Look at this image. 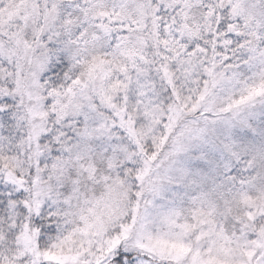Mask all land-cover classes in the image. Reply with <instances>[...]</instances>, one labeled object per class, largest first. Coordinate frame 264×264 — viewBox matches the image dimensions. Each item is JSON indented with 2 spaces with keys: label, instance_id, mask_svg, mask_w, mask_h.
Segmentation results:
<instances>
[{
  "label": "snow or ice",
  "instance_id": "6c2138e0",
  "mask_svg": "<svg viewBox=\"0 0 264 264\" xmlns=\"http://www.w3.org/2000/svg\"><path fill=\"white\" fill-rule=\"evenodd\" d=\"M0 264H264V0H0Z\"/></svg>",
  "mask_w": 264,
  "mask_h": 264
}]
</instances>
